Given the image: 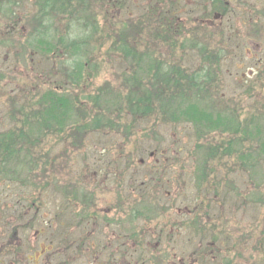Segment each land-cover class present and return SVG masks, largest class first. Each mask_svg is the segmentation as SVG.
<instances>
[{
  "label": "rangeland",
  "instance_id": "1",
  "mask_svg": "<svg viewBox=\"0 0 264 264\" xmlns=\"http://www.w3.org/2000/svg\"><path fill=\"white\" fill-rule=\"evenodd\" d=\"M9 1L0 0V133L32 134L22 144L39 165L34 182L53 184L44 193L29 190L21 184L24 158L8 163L7 169H20L0 177V264H105L109 257L120 264L122 255L134 264L136 250L122 254L117 241L126 248L140 241L145 257L157 261L170 251L177 264L183 243L191 252L211 241L223 247L217 264H264V0H223L224 12L211 0H113L110 6L89 0L90 18L53 19L45 32L50 39L33 21L36 0ZM134 28L128 39L141 37L140 55L196 76L185 100L226 117L223 132L203 133L158 111L131 121L128 93L134 80L146 84L147 60L133 61L110 47L119 29L128 34ZM76 34L88 37V48L47 51V44ZM74 58L85 65L78 81L69 77ZM50 91L87 111L72 116L59 140L31 126ZM96 113L113 125L86 133L84 147L72 149L66 137L73 121L93 120ZM37 138L40 144L31 145ZM203 163L204 183L198 178ZM74 188L77 210L84 197H93L84 223L63 202L71 196L63 191ZM195 219L202 220L203 235L182 229Z\"/></svg>",
  "mask_w": 264,
  "mask_h": 264
},
{
  "label": "trees",
  "instance_id": "2",
  "mask_svg": "<svg viewBox=\"0 0 264 264\" xmlns=\"http://www.w3.org/2000/svg\"><path fill=\"white\" fill-rule=\"evenodd\" d=\"M36 0V9L37 13L33 17V21L36 25H39L41 29H44V32L41 33L46 38H49L47 34H45L47 26L53 22V19L57 18L59 21H69L71 20V24L81 19H87L91 16V3L89 0ZM113 0H107L106 3H112ZM213 5L217 7V10L224 12L226 6L223 0H211ZM114 2V1H113ZM73 3H76L73 5ZM7 4L10 5V1L8 0ZM1 5V3H0ZM6 6V5H5ZM7 9V13L11 11L10 7H5ZM90 13L89 15H87ZM164 14H171L167 13V10H163ZM173 15V14H172ZM169 27L168 25L164 24V27ZM137 28L132 29L128 34L122 33L123 29H119L115 33V38L117 41L112 43V50H116L118 52L124 53L133 61H141L142 57H145L147 73L145 78H147L146 84L143 86L142 82L137 83L139 81L134 80L136 84L132 86V89L128 93L127 101H128V108L127 114L131 117L132 122H138V119H147L155 112L161 113L163 116H168L172 121H178L183 124L192 125L195 129L199 130L203 133H209L213 130H218L223 132L225 129V125H227L230 121L218 114H213L204 108L198 106L194 103L186 102L185 98L186 95L191 92V86L188 84L191 83L193 86L195 83V75L187 77L180 69L177 67H173L171 69H166L164 64L155 61L149 55L142 54L140 55V51L138 50L139 44L141 43V37H139V42H129V37L131 36L132 32L135 31ZM142 31V30H141ZM169 33L170 30L167 29ZM70 34V33H68ZM151 34L150 29L147 32V35ZM70 36V35H69ZM86 35L78 36L77 34L70 38L68 37L67 40H59L58 43L55 45L47 44L48 49L47 51L55 52L58 48V45L62 46L65 51H69L71 53H79L84 49L88 48L89 40L88 37L85 38ZM137 42V43H136ZM39 43L42 42V39ZM49 43V42H47ZM139 43V44H138ZM171 43V42H170ZM173 43V42H172ZM141 45V44H140ZM210 58H214L212 55H204V60H210ZM66 62V60H65ZM132 62V61H131ZM70 71L69 77L72 79L73 77L78 81L82 77L83 69L85 65L75 58L71 60L68 64ZM188 79H190L188 81ZM196 84V83H195ZM42 106L40 107L37 114L34 116V120H32V125L36 127V130H42L43 133L41 136L51 135L58 138L63 134V130L67 126L69 120H71L72 116H87V111L81 109L80 107H76L73 101H70L64 96L57 95L54 91L47 92L41 99ZM174 108V110H172ZM96 118L93 120H77L73 121L71 125V129H73V133L71 136L66 137L68 139H73V147L72 149L78 150L79 148H83V140L86 137V133L91 132L94 129H99V127L104 126H112L113 123L110 120H105L104 114L96 113ZM100 120L102 122L100 126ZM22 123H27L26 120H22ZM227 122V123H226ZM29 127V132L32 127ZM28 127V126H27ZM70 129V130H71ZM223 129V130H221ZM32 130V129H31ZM28 133V132H27ZM27 133L22 132L19 130L17 133L16 131L7 130L5 132L0 133V177L4 175V173L9 172L10 175L17 174L20 167L16 166L13 168L14 171H11L10 168L12 166H8L9 162L13 160L19 161L21 156L24 158L22 163L21 170L25 172V178L22 181V185L30 190V188H38L40 189L39 192L44 193L47 191L48 186L53 184V182H49V179L44 181V183L40 182V185H36L34 182L37 181V173L38 170L37 161L34 157V154L30 152V150L26 147L23 142L28 143V139L32 137L27 136ZM31 133V132H30ZM29 137V138H28ZM28 138V139H27ZM40 144V140L34 139L31 141V145ZM228 152L227 150H224ZM47 150H45V153ZM218 148L215 147L210 150L208 156H212L215 158L217 156ZM18 157V158H16ZM20 157V158H19ZM46 156H40V159H43ZM217 158V157H216ZM43 166L45 163L49 162L47 157L46 161H42ZM42 166V167H43ZM198 178L201 181H205L207 174L204 175L206 172L203 170L208 166V163H203ZM12 169V168H11ZM42 170V169H41ZM8 176V175H7ZM46 176H48L46 174ZM40 178V175L38 179ZM56 178L53 177V181ZM49 183V184H48ZM198 187V185H197ZM77 189L74 188L71 192L64 190L66 194H70L71 196L64 197V203L67 207H69V211H73L75 208L78 209L77 203L75 202V192ZM77 194V193H76ZM40 195V194H39ZM71 198V199H70ZM93 197H84L81 201L83 202V207L80 208L79 214L80 218L82 219L83 223L88 217L87 209L91 207V200ZM198 206H192V212L198 211ZM94 216V214H93ZM195 217V216H194ZM198 218V216H196ZM195 217V218H196ZM181 225L185 228H193L195 234L203 235L205 232V226L201 219H195L194 221L186 222L184 221ZM190 230V229H189ZM213 240L217 239L213 237ZM218 242V241H217ZM223 251L226 253L229 250L228 245H224ZM222 245L217 243V249L222 250ZM230 262H226L224 264H229ZM230 264H233L231 262Z\"/></svg>",
  "mask_w": 264,
  "mask_h": 264
},
{
  "label": "flooded vegetation",
  "instance_id": "3",
  "mask_svg": "<svg viewBox=\"0 0 264 264\" xmlns=\"http://www.w3.org/2000/svg\"><path fill=\"white\" fill-rule=\"evenodd\" d=\"M79 212V211H77ZM81 219V218H80ZM82 221V220H81ZM182 229H184L185 231H188L190 228H185L182 226ZM194 232V230H193ZM132 234H134L133 232H130ZM129 233V234H130ZM120 238V237H119ZM119 246H115L116 251L122 250L123 252H121L122 254H125L126 251H124L125 249L129 252V251H135V257L134 259V264H177L174 263L173 258L170 257V251H166L167 253H163L160 255V259H158V261L156 259H152L149 257H145L144 255V247L142 245V242H136L135 244V248H126L125 245L126 243H123L122 241H117ZM184 244V249L185 251H183L181 254L182 256L180 257L182 259L181 263L178 264H217V243H212L211 241L208 242H199L197 244V248L194 250H191V252L188 251V248H190V243L186 242L183 243ZM202 244H205V248L202 249ZM139 247V248H138ZM140 249L137 253V250ZM205 249V250H204ZM204 250V252L202 253V251ZM127 252V253H128ZM120 253V254H121ZM202 253V255H201ZM137 254V255H136ZM123 257V261L120 262V264H132V262L130 261V258L124 255H122ZM195 257V258H194ZM129 260V261H125V260ZM105 264H117L115 263L112 258H107L105 260Z\"/></svg>",
  "mask_w": 264,
  "mask_h": 264
}]
</instances>
